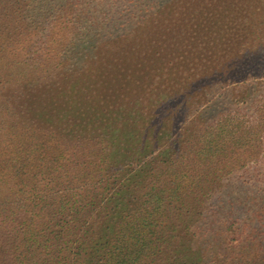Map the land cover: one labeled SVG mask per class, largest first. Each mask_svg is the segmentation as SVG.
<instances>
[{"label":"trees","instance_id":"obj_1","mask_svg":"<svg viewBox=\"0 0 264 264\" xmlns=\"http://www.w3.org/2000/svg\"><path fill=\"white\" fill-rule=\"evenodd\" d=\"M165 5L0 0V264H264V167L248 181L216 161L232 159L229 147L245 146L254 126L237 116L238 131L221 146L212 120L192 114L216 66L235 62L211 58L206 40L195 55L190 41L185 54L187 40L177 38L162 82L178 88L108 100L133 81L122 73L109 82L106 73L134 69L152 54L163 62L162 49H174L162 42L150 49L149 39L128 35L148 32L137 26L141 18L159 21ZM21 119L46 132L41 139L49 134V145L37 142L26 154ZM257 126L260 149L262 117ZM55 133L69 149L60 164L49 152ZM250 153L249 165L259 157Z\"/></svg>","mask_w":264,"mask_h":264},{"label":"rangeland","instance_id":"obj_2","mask_svg":"<svg viewBox=\"0 0 264 264\" xmlns=\"http://www.w3.org/2000/svg\"><path fill=\"white\" fill-rule=\"evenodd\" d=\"M150 1L157 2L158 0ZM160 1L166 4L159 11L160 13H163L162 11L165 12L163 16L161 15V19L156 21V17L141 18V22L137 26H140L141 29L148 32L137 34L134 29L133 33L128 35L132 39H136V37L143 38L144 40L149 39L150 49L155 42H162L163 45L171 44L174 46V49L165 51L162 49L161 55L163 56L162 59H164L163 62L152 54L153 60L145 56L144 64L137 63L134 69L121 67L118 68L119 72H116V68H114V71L106 73L109 82H115L116 80L114 81V79L120 77L122 73L124 79L133 81L131 91L126 93V91H120L116 87L117 89L111 90V96L108 100L111 103L115 102L114 104L118 102L129 103L135 94H140L145 98L148 94L151 95L154 92L153 90H164L168 86H171V89L178 88V86L162 82V73L168 74L171 71V59L175 56L174 51L178 50V45L175 43L177 38L182 39V37H185V40H187L182 45L185 54L188 55L193 52L192 46L189 44L190 41H197L194 55L196 54V48L201 47L202 42L205 40L208 41V44H203V47L209 56L212 55L211 58H215L216 55L222 57L227 55L226 57L232 60L230 61V65L233 61L235 63L233 67L224 65L222 69L220 66H216L219 69L217 72V76L219 77L216 76L217 78L214 77L213 81H209L202 94L194 98L196 105L194 106L192 114L193 116L200 114L201 118L212 120L213 135L216 136L221 146L224 145L223 142L225 141L230 143L229 138L238 131L236 127L238 123L236 120L237 116H240L242 120H249L254 128L252 135L243 140L245 146H238L236 143L230 146L229 154L233 153L234 155L231 157L232 159L224 158L218 154L216 161H218L217 163L220 162V164L216 166H226V168L227 165L229 167L233 166L235 170L240 168V171L235 173L236 176L242 179L246 178L248 181H252V177L260 179L262 177V168L264 167V145H261L260 149L257 148L255 138L262 135L257 124L261 120V117L264 119V60L261 61L258 59L261 47L258 42H261L263 44L262 46H264V0H224L223 2L222 0ZM155 15L157 16L156 12ZM238 15L244 16L241 17ZM221 42L227 46L220 49L224 45ZM229 44L231 48L228 51L229 53H227ZM200 51L201 48L197 53H200ZM128 52L129 50H125L122 56H127ZM131 53L132 51L128 56L133 55ZM203 61L208 62L204 57ZM211 82L216 84L215 87H211L213 89H209ZM144 86L145 88H143ZM103 89L101 87V94ZM168 92H171V90L168 89ZM101 96L103 97V94ZM106 100L104 98L103 101ZM95 103L96 105L104 104L99 100H96ZM258 106H261L262 110L257 114L254 111ZM223 108L224 111L222 110ZM97 109L103 110L101 115L106 114V110H104L102 105H97ZM230 110L232 113H235L232 117L228 114ZM223 122H225L224 126L227 128V132H229H225L227 138L223 137ZM21 123L22 125L19 131L21 133L25 132L26 143L22 146L26 154L30 151L32 152L39 145L37 142L41 144L44 141L46 145H49L50 140H52L48 137L50 136L49 134L41 139L46 132L44 133L42 130L35 128V126H30L22 119ZM56 136L59 142L58 140L56 142L54 139L52 147L58 146L60 143L59 147L61 148L57 150V146L55 148L50 147L49 152L51 151L53 154L58 153V158H60L64 154L63 150L66 149V152L69 149L62 144L63 139L60 141L59 138L61 137H58V134ZM243 150L247 152V155L242 154L238 156V152ZM248 152H258L259 157L256 159L258 162L252 161L249 165L247 160L254 153L248 154ZM36 156L32 155V157ZM62 159H64L63 156L60 160L55 161L60 164ZM243 170L249 172L245 171L243 173ZM247 174L249 175L248 177Z\"/></svg>","mask_w":264,"mask_h":264}]
</instances>
